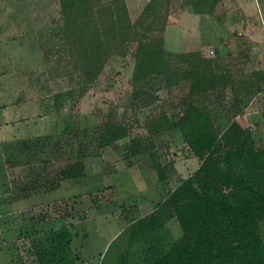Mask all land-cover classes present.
<instances>
[{"label":"rangeland","instance_id":"1","mask_svg":"<svg viewBox=\"0 0 264 264\" xmlns=\"http://www.w3.org/2000/svg\"><path fill=\"white\" fill-rule=\"evenodd\" d=\"M64 1L0 0V257L6 264H44L47 252L53 255L47 264H65L56 255L63 229L75 264H116L127 247L126 229L200 168L176 126L191 104L211 115L220 137L238 122L256 148L264 147V0H221L201 17L189 12L191 0H160L142 23L140 31L164 37L166 49L180 55L170 59L175 72L211 75V63L219 86L200 95L191 94L189 80L168 87L163 75L136 79L133 35L123 43L118 28L105 30L112 8L126 5L131 21L139 19L127 0H81L95 5L91 25L101 34L93 45L108 43L101 73L88 82L81 64L90 50L83 41L90 40L69 29ZM81 161L86 176L64 180L66 168ZM167 227L182 238L177 218ZM260 229L264 241V222Z\"/></svg>","mask_w":264,"mask_h":264},{"label":"trees","instance_id":"2","mask_svg":"<svg viewBox=\"0 0 264 264\" xmlns=\"http://www.w3.org/2000/svg\"><path fill=\"white\" fill-rule=\"evenodd\" d=\"M220 2L191 0V6L197 14L210 15ZM159 4L160 0H150L136 22L131 21L126 5L122 6L123 11L115 8L107 11L105 30L118 28L123 43L131 35L137 43L136 79L163 75L168 87L189 80L193 95L217 88L219 81L211 70V63L208 65L211 75L198 69L175 72L170 59L180 55L166 49L164 37L155 39L140 31L142 23L157 12ZM94 6L81 0L63 2L69 29L91 41H83L92 48L85 51L81 64L88 82L101 73L108 53V43L100 46L92 43L101 34L98 26L91 25L90 18L96 13ZM76 8L82 10L73 13ZM99 13L102 18L104 12ZM92 49L95 53L89 54ZM176 126L202 161L200 168L169 193L165 202L152 213L126 229L121 238L127 247L116 256V264H264V241L260 231V223L264 222V147L256 148L249 130L238 122H233L220 137L211 115L195 104L188 107ZM122 135L125 134L117 137ZM85 176L83 161L67 167L62 174L64 180ZM172 218H177L182 228L179 240L167 227ZM62 233L65 235L61 241L63 249L56 255L61 263L75 264L71 242L66 241L68 230L63 229ZM52 257L51 252L45 253L43 263L52 261Z\"/></svg>","mask_w":264,"mask_h":264},{"label":"crops","instance_id":"3","mask_svg":"<svg viewBox=\"0 0 264 264\" xmlns=\"http://www.w3.org/2000/svg\"><path fill=\"white\" fill-rule=\"evenodd\" d=\"M150 0H127V4H128V8L130 13H135L140 15L142 13V11L144 10V8L146 7V5L148 4ZM133 9H135V11H133ZM191 15L196 16V17H201L204 16V14H197L193 11V8L191 6ZM6 257V256H5ZM6 259H4V256L0 257V264H6Z\"/></svg>","mask_w":264,"mask_h":264},{"label":"built area","instance_id":"4","mask_svg":"<svg viewBox=\"0 0 264 264\" xmlns=\"http://www.w3.org/2000/svg\"><path fill=\"white\" fill-rule=\"evenodd\" d=\"M208 55H209V56H213V55H215V51H214V50H209V51H208Z\"/></svg>","mask_w":264,"mask_h":264}]
</instances>
